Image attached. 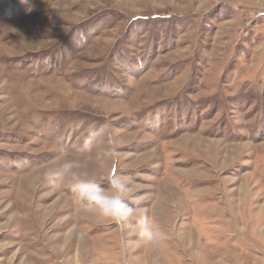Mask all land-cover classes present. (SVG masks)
<instances>
[{
  "label": "rangeland",
  "instance_id": "obj_1",
  "mask_svg": "<svg viewBox=\"0 0 264 264\" xmlns=\"http://www.w3.org/2000/svg\"><path fill=\"white\" fill-rule=\"evenodd\" d=\"M0 264H264V0H0Z\"/></svg>",
  "mask_w": 264,
  "mask_h": 264
},
{
  "label": "clouds",
  "instance_id": "obj_2",
  "mask_svg": "<svg viewBox=\"0 0 264 264\" xmlns=\"http://www.w3.org/2000/svg\"><path fill=\"white\" fill-rule=\"evenodd\" d=\"M31 9H29L30 11ZM108 142L110 151L108 155H118V142L109 135ZM90 147V144L88 145ZM115 163V162H114ZM79 165L76 162H68L64 165V171L68 172ZM107 182L109 187L105 188L102 183L97 182L94 178L88 177L87 173L83 174V179L79 180L76 186V197L81 203H86L93 210L110 217L115 223L124 226L133 224V221L139 218L136 227L137 234L146 242L153 245L159 241L158 234L151 228L148 221V213L142 214L128 202L130 197L136 193L134 189L125 179L118 176L115 169L109 170L107 174ZM137 205L140 201H135Z\"/></svg>",
  "mask_w": 264,
  "mask_h": 264
}]
</instances>
